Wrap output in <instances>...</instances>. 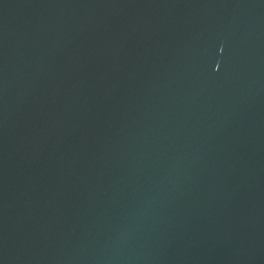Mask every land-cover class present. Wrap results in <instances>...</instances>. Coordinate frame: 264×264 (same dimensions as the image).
Listing matches in <instances>:
<instances>
[{
    "label": "water",
    "instance_id": "95a60500",
    "mask_svg": "<svg viewBox=\"0 0 264 264\" xmlns=\"http://www.w3.org/2000/svg\"><path fill=\"white\" fill-rule=\"evenodd\" d=\"M0 264H264V0H0Z\"/></svg>",
    "mask_w": 264,
    "mask_h": 264
}]
</instances>
